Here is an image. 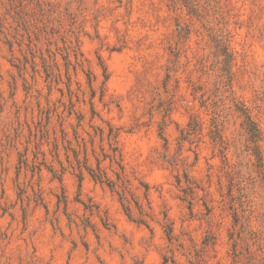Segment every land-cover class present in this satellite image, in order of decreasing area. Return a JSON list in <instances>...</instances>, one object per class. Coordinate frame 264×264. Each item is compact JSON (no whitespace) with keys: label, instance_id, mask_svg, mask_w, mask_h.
I'll return each mask as SVG.
<instances>
[{"label":"rangeland","instance_id":"obj_1","mask_svg":"<svg viewBox=\"0 0 264 264\" xmlns=\"http://www.w3.org/2000/svg\"><path fill=\"white\" fill-rule=\"evenodd\" d=\"M0 264H264V0H0Z\"/></svg>","mask_w":264,"mask_h":264}]
</instances>
